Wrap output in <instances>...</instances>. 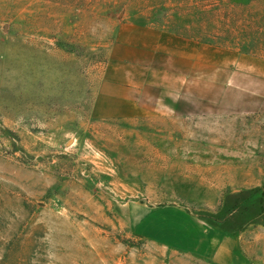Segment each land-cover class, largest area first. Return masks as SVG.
Returning a JSON list of instances; mask_svg holds the SVG:
<instances>
[{
	"label": "rangeland",
	"instance_id": "obj_1",
	"mask_svg": "<svg viewBox=\"0 0 264 264\" xmlns=\"http://www.w3.org/2000/svg\"><path fill=\"white\" fill-rule=\"evenodd\" d=\"M129 25L264 56V0H0V264H212L207 224L264 264L262 88H113Z\"/></svg>",
	"mask_w": 264,
	"mask_h": 264
},
{
	"label": "crops",
	"instance_id": "obj_2",
	"mask_svg": "<svg viewBox=\"0 0 264 264\" xmlns=\"http://www.w3.org/2000/svg\"><path fill=\"white\" fill-rule=\"evenodd\" d=\"M110 53L113 61L125 67L113 88L140 92L148 85L186 88L191 78L209 76L220 84L224 80L231 88L245 85L262 88L264 92V56L234 47L202 42L155 27L129 25L120 30ZM110 96L123 102V97L116 93ZM122 105L125 110L124 102ZM244 235L243 231L207 224L190 233L196 243L189 252L207 258L212 264H249V241Z\"/></svg>",
	"mask_w": 264,
	"mask_h": 264
},
{
	"label": "trees",
	"instance_id": "obj_3",
	"mask_svg": "<svg viewBox=\"0 0 264 264\" xmlns=\"http://www.w3.org/2000/svg\"><path fill=\"white\" fill-rule=\"evenodd\" d=\"M258 192H260L261 196L259 197V201L261 203V209L264 211V188L261 189V190H258ZM252 194V191L248 190V191H244L242 192L239 196H236L235 199H234V203L236 204H239L240 202H242L244 199H246L249 195ZM226 229V228H224ZM228 231H233V230H230V229H226Z\"/></svg>",
	"mask_w": 264,
	"mask_h": 264
}]
</instances>
